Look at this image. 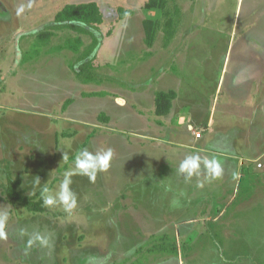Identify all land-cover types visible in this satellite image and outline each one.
<instances>
[{
    "label": "rangeland",
    "instance_id": "374dc122",
    "mask_svg": "<svg viewBox=\"0 0 264 264\" xmlns=\"http://www.w3.org/2000/svg\"><path fill=\"white\" fill-rule=\"evenodd\" d=\"M88 1L99 3L104 21L95 31L100 44L88 58L94 67L80 73L84 60L78 57L90 45V35L69 28L55 30L50 39L39 34L55 24L65 4ZM147 1L0 0V215H8L0 236V264H264V0H168L166 10L146 8ZM120 7L134 13L120 17ZM167 17L174 20L175 30L168 44ZM147 18L155 22L151 45L143 25ZM186 80L202 87L195 94L204 99L188 112L191 87ZM181 87L173 111L176 134L182 132L175 136L179 142H186L187 135L181 125L190 123L181 117L193 120L200 111L205 121L212 93L215 101L219 96L211 115L210 130L215 132L235 126L237 120L228 123V115L232 120V114L254 106L256 115L245 126L259 157L250 168L238 164V183L227 193L222 192V171L213 177L204 163L188 177L167 159L161 161L164 152L148 151L156 136L166 135L146 114L154 113V95L163 88L180 92ZM140 99L147 105L139 104ZM68 107L93 122L80 126L84 145L81 139L72 141L69 156L82 148L92 153L110 148L113 153L110 166L94 180L79 174L75 161L63 172H72V208L63 201L44 202L48 194L60 192L64 180L53 173L58 165L44 147L55 145L56 129L64 134L73 130L53 120ZM97 108L101 111L92 112ZM99 121L114 129L103 134L101 129L107 128L95 127ZM206 126L198 125L196 131L191 126L190 133L196 137L201 132L208 141L213 133L208 136ZM146 135L151 143L145 142ZM41 136L43 152L30 163L27 183L18 187L31 195L42 191L44 210L37 211L10 200L8 176L22 182L29 165L21 158L12 163L21 152L11 146L34 143L39 148ZM237 143L238 152L251 155ZM221 159L216 160L222 169ZM50 166L52 172L47 171ZM144 171L150 173L138 178ZM205 176L221 184L191 198L187 184L204 183ZM35 234L48 244L29 245Z\"/></svg>",
    "mask_w": 264,
    "mask_h": 264
},
{
    "label": "crops",
    "instance_id": "0c3cea01",
    "mask_svg": "<svg viewBox=\"0 0 264 264\" xmlns=\"http://www.w3.org/2000/svg\"><path fill=\"white\" fill-rule=\"evenodd\" d=\"M226 60H227V58H226ZM12 71H13V69H12ZM7 78H8V76H7ZM38 78H41V77H38ZM188 79H189V77H188ZM188 84L189 83H187V80H186L185 86L188 87V89H189L190 84L189 85ZM252 85H253V83H252ZM190 87H191V89H189L188 95L186 97L187 105L185 106V108H186L187 112L190 110L189 106H191V108H193V111H194V107L197 106L196 108H198L204 100L201 97H199L197 99L198 96H196V94H195V93H197V90H199V88H202V87H198V86H194V85L193 86L191 85ZM255 87H256V85H255ZM193 89H196V90L193 91ZM161 90L162 91L175 90L177 92V96L174 99H172L171 107L169 108V110L162 115H158L156 113V100H155L156 96L154 95V98L152 100L153 103L151 106V109L154 110V113L151 114L150 111H148V113H146V114L148 116L153 115L151 117L149 116L150 118L148 117V120L150 121L151 124H152V120H153V122H155L154 124L156 126V129L160 128L161 129L160 131H163V133L166 132V135H163L162 137L156 136L155 137L156 138V144L153 143L154 146L151 147L154 149L151 150L149 148L148 151L153 152V153L156 151L164 152L165 157L162 158L161 161L167 159L166 162L169 164H172L173 166H176V169H179L181 162L190 156H199L200 161H201L200 164H204L205 159H207V160H210L211 158H216V159L220 158L221 159V157H222V159H221L222 160V192L227 193L229 190H231V188L236 187L235 183H238V179H236V177H235V175H236L235 172H236V170H239L237 168L238 164L240 163L241 164L240 166H242V164L245 163L246 166L250 168V167H252L253 162L255 160H257L256 156L259 157V153L255 150L256 149L255 146L252 145V142H251L252 136H251V133L249 134L250 130H248V128L245 126L247 124V122L250 121V119H248V118H250V115L252 117L256 115V113H253V112H255V110L253 109L254 106L251 107L250 110H242V108H240L242 110V113L232 114L231 115V116H233L232 120H231L230 116L228 115V117H229L228 123L232 122L233 120H235V121L237 120L235 122V126L233 125V123H230L228 127H225L226 129H224L223 132L222 131L215 132V131H212L213 129L210 130V128H212V126H211L212 125L211 115H212L215 103H217L219 100V96H218V100L215 101V96L212 93L209 96L211 98V103H210L211 106H210V110H209L208 114L205 116L206 122L202 121L203 118L201 116H198V112H200V111L195 112L196 119H193V120L183 119V117H181L183 121L185 120V121L190 122V123L185 124V125H181V127L184 128L185 133H187V135L185 136L186 142H179V141L175 140V136H177L179 134L181 136L182 132L180 131L178 134H176L177 127H176L175 122H177V119H175L176 116L173 115V113H174L173 111H174V101H177L179 97L181 98L182 87H181L180 92L175 88L174 89L173 88L172 89H164L163 88V89H160L159 91H161ZM204 95H208V94L205 93ZM255 96H256V93H255ZM140 103H141V105H143V103H145L147 105V102L143 99L139 100V104ZM2 107L4 108L5 106H2ZM51 111H48V113H50ZM96 111H101V110H99L97 108L96 110L93 109L92 112L96 113ZM56 115L57 114H55V116H53L54 122H59V121L63 122L64 121L65 123H62V125L69 124V125H71L70 128L73 126L71 128L73 130H68V132L66 134H64L63 133L64 131L56 129L55 134H54L55 135L54 143H55L57 148H55V145H54L52 148H51V146H48V147H44V149H46L47 152H50L49 157H50L51 153L53 154L54 159H52L51 162H55V165H58V167L56 169H53V173L58 171L60 173L59 177L65 178V175H63V172L68 171V169L70 168V164L74 163L75 158L78 154V153L77 154L75 153L74 155L71 154L73 156V158H71L69 156L70 154L67 153L68 149L72 145V143H71L72 141L74 142V141H76V139L82 138L81 137L82 135H79L78 131H80V129H81L80 126L87 124V123H90V122H86V120H87L86 118H89L90 116L84 117V116H81L80 114H77L76 112H73V111L70 112V108L67 109L66 111H63V112L61 110L60 113L58 112V116H56ZM78 115H80V116H78ZM185 115H188V114L185 113ZM185 115H183V116H185ZM208 115H210V118L207 120ZM106 116L107 115H104V118H106V120H108V117H106ZM136 116L139 117V113L136 114ZM154 118H157V119H154ZM84 119H86V120H84ZM159 120L162 121V123L159 122ZM107 122H109V120ZM91 123H93V122H91ZM159 123H161V124L159 125ZM57 124L59 125V123H57ZM76 124L79 125V127ZM108 124L104 123V122L102 123L99 121L95 124L96 125L95 127L96 128L97 127L107 128V130H104V129H101V130H102L103 134L105 133L106 135H108L109 132H111L109 130L114 129V127H109ZM201 124L207 125L205 128V132L208 131V136L210 134V131H212V133H213L210 136L208 141H203V139L205 138V135L203 137L201 132H200L201 133L200 137H197V136L194 137V135H192V133H190L191 126H193V129H195V131H196L199 129L198 125H201ZM94 133H95V130H93L91 133L89 132L88 135L93 136ZM54 135H53V137H54ZM77 136H80V138ZM254 138H256V136H254ZM44 140H45V136H41L39 139V143L37 144V146L39 148H37L34 143L28 145L25 142H24L25 143L24 146L21 145L19 142L15 143V145L11 146V148H10L11 151H13V149H16V150L19 149L18 152H21V156H19L18 158L12 159V163H14V164L17 163V159L19 160V158L22 159L21 161H24V162L28 161L29 162V165L27 167L28 170H27L26 176L25 175L23 176L24 177L23 181L21 182V180H20V183H24V181L27 183L26 178H27V174L29 175V167L31 165L30 163L33 162V160L35 159V156H39L40 154H42L43 151L40 152V148L41 149L43 148L42 141L44 142ZM83 140H84V138H83ZM83 140L81 139L82 142H83ZM144 140L147 143L150 139L146 135V136H144ZM237 141L239 142L237 144H239L240 146L245 145L242 148H245L246 150H248V152L251 153L252 156L251 155L249 156L248 154L243 155L240 152H238L239 149L236 148V146H235ZM149 142L151 143V141H149ZM82 144L84 145V142ZM67 145H69V146L67 147ZM224 145H230V146L228 148H226V147H223ZM231 145L232 146L234 145V146L231 147ZM0 146L4 147V144L2 145L0 143ZM21 146H22V148H20ZM16 150H14V151H16ZM24 150H26L27 152L23 153L22 151H24ZM82 150H83V148H82ZM254 150L256 151V153ZM148 151H147V153H148ZM18 154H20V153H18ZM63 154H65V160H63L61 158ZM45 155H47V154H44L43 156H45ZM173 162H176V165H174ZM231 162L232 163L234 162V164H235L232 167L230 165V164H232ZM47 169H48L47 171H49V169H52V166L48 167ZM176 169L171 170V171L174 172ZM148 170H150V169H148ZM13 171H16V168H14ZM49 172H52V170ZM49 172H47V174ZM144 173L143 174L141 173L142 175L138 178H141L143 176L145 177L150 172L144 171ZM205 177L207 178V180L204 181V183H202V182L197 183L198 181L194 180L195 181L194 183L187 184L186 189L188 188V191L190 192V194H192L191 198H193V196L197 195V194L205 195L207 193V192H205V187H208L211 190V189L215 188V185L221 184V183H213L214 179L211 177L210 178L208 176H205ZM9 178L13 179L12 177L8 176V180H9ZM53 178H54L53 182L57 183L56 176L54 177V175H53ZM14 180H16V179H14ZM110 186H111V183H110ZM113 186H114V184H112L111 187H113ZM209 189L207 191H210ZM189 192H188V194H189ZM113 211H114V209H113ZM223 213L224 212H222V214ZM233 213H237V212L233 211ZM243 213H244V211H243Z\"/></svg>",
    "mask_w": 264,
    "mask_h": 264
},
{
    "label": "trees",
    "instance_id": "16d2710c",
    "mask_svg": "<svg viewBox=\"0 0 264 264\" xmlns=\"http://www.w3.org/2000/svg\"><path fill=\"white\" fill-rule=\"evenodd\" d=\"M168 0H148L145 4L146 8H161L166 10ZM133 9L119 8L120 17L126 15H132ZM166 12L165 14H167ZM104 21V15L101 7L97 1L67 3L65 4L55 15V24L49 25L46 31L39 34L41 38L50 39L55 30L69 28L79 33L88 34L91 36L92 41L90 45L81 53L78 57L80 61H83L79 72L84 73L87 69L93 68L94 64L92 59H88L97 49L100 44V40L95 31L99 29V26ZM143 25L146 33V42L148 45L153 44L155 37V22L152 19H144ZM165 43L168 44L171 38L174 36V20L171 17H167L165 27ZM81 44V39L78 40V45ZM78 50V48H76ZM177 96L175 90L158 91L156 94V113L162 115L171 107V101ZM19 180L10 179L8 181V195L12 202L22 204L31 210L43 211V195L41 190L36 194H26L22 190H19ZM40 195V196H39ZM37 198H39L37 200Z\"/></svg>",
    "mask_w": 264,
    "mask_h": 264
},
{
    "label": "clouds",
    "instance_id": "9594fccd",
    "mask_svg": "<svg viewBox=\"0 0 264 264\" xmlns=\"http://www.w3.org/2000/svg\"><path fill=\"white\" fill-rule=\"evenodd\" d=\"M20 11H23V8H21ZM120 103L122 104L123 101ZM112 154V149L110 148L107 151L96 153H92L85 148L81 150L75 158V169L78 170L79 174L87 175L90 179L94 180L98 171H104L110 166ZM200 162L199 156L187 157L181 162L179 171L181 173H187V176L190 177L199 169ZM204 163L208 168L210 175L213 177H219L221 175V164L215 158L210 161L205 159ZM71 175L72 172L65 173V178L60 185V192L55 196L48 194L44 201L46 205H53L54 203L63 201L68 208L75 207L76 195L70 188V184L72 182ZM7 219V213L0 215V236L5 235L4 228ZM34 241H39L42 245L48 244V239L39 234H35L32 239L28 241L29 245H31Z\"/></svg>",
    "mask_w": 264,
    "mask_h": 264
},
{
    "label": "built area",
    "instance_id": "2783aa9c",
    "mask_svg": "<svg viewBox=\"0 0 264 264\" xmlns=\"http://www.w3.org/2000/svg\"><path fill=\"white\" fill-rule=\"evenodd\" d=\"M196 136H197V137H200V136H201V133H200V132H197V133H196Z\"/></svg>",
    "mask_w": 264,
    "mask_h": 264
}]
</instances>
